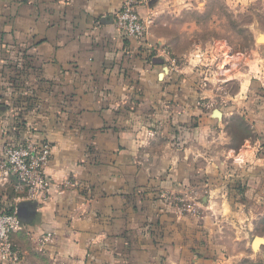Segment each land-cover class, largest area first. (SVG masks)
Masks as SVG:
<instances>
[{
	"label": "crops",
	"instance_id": "crops-1",
	"mask_svg": "<svg viewBox=\"0 0 264 264\" xmlns=\"http://www.w3.org/2000/svg\"><path fill=\"white\" fill-rule=\"evenodd\" d=\"M124 1L0 0L3 43L26 47L31 58L20 89L27 95L19 98L16 86L0 93V163L18 114L53 149L48 197L13 235H29L51 264H230L218 240L224 221L248 235L264 201V83L250 73L230 93L229 68L220 82L211 68L169 71L161 56L149 59L150 46L163 45L150 30L141 43L116 29ZM165 4L140 7L149 28ZM2 58L0 89L10 70ZM219 102L250 119L252 135L237 148L224 129L234 111L216 118L208 106ZM68 180L75 185L63 187ZM234 181L245 186L242 199L219 188ZM15 185L0 179V211L24 201ZM177 192L205 201L211 218L170 207L162 195Z\"/></svg>",
	"mask_w": 264,
	"mask_h": 264
},
{
	"label": "rangeland",
	"instance_id": "rangeland-1",
	"mask_svg": "<svg viewBox=\"0 0 264 264\" xmlns=\"http://www.w3.org/2000/svg\"><path fill=\"white\" fill-rule=\"evenodd\" d=\"M164 3H166V8L157 11L160 14L149 28L155 41L161 39L162 49L181 59L195 52L203 53V55L206 53L209 57L212 53L214 56L212 61L208 58L201 63L212 62L211 67L215 68H224L225 63H229L225 68L230 69L227 74L230 81L227 84L224 82L223 87H227L230 93L236 92L239 88V80L250 78V73L253 74V82L264 83V76H261L264 72V37L259 39L264 35V0H183L181 3L164 0ZM152 45L155 56H161V45L155 42ZM224 54L226 61L222 63L224 59L221 57ZM194 62L197 63V61ZM211 67L200 64L197 69L206 72ZM240 71L249 75H241ZM234 77L236 80L233 79ZM220 97L218 99H221ZM208 106L214 109L212 113L214 117L216 109L221 113L234 111L228 116L226 124L224 123V129L230 135L228 141L233 147H239L245 138L252 135L250 119L245 114H240L237 110L230 108L231 106L220 102L210 103ZM215 151H222V148L216 147ZM215 156L219 155L215 153ZM219 188L224 193L226 191L230 193L229 185L225 187L222 184ZM173 194L182 199L180 204L175 206L180 213L201 217L206 214L211 218L208 211L200 208L206 203L199 204L197 198L185 192ZM190 194H195V192ZM196 194L202 196L208 194V191L202 190ZM220 206L222 207L221 204ZM255 209L257 212L252 219L248 235L246 233L236 234L234 223L231 220L224 221L218 240L222 243L223 255L230 259V264H264L262 242L259 243V248L258 246L257 249L252 248V241L255 237L264 238V201L257 203ZM12 238L16 246L20 247L19 250H22L21 256L25 264H51L49 257L36 249L29 235L21 233L13 235Z\"/></svg>",
	"mask_w": 264,
	"mask_h": 264
},
{
	"label": "built area",
	"instance_id": "built-area-1",
	"mask_svg": "<svg viewBox=\"0 0 264 264\" xmlns=\"http://www.w3.org/2000/svg\"><path fill=\"white\" fill-rule=\"evenodd\" d=\"M147 1L148 0H125L123 2L113 22L116 29H118L124 37L135 39L141 43L147 42L149 26L147 20L143 18L140 12V7L147 4ZM160 54L165 60L167 69L174 73L181 71L185 66H191L193 69L199 68L200 64L201 66L211 67L212 62H207L205 64L201 62L206 61L208 58H211V61L214 59L212 53L209 57L206 53L203 55V53L200 52L192 53V55L181 59L180 57L171 55L169 51L162 49V45ZM225 56L224 54L221 57L224 59L222 63L226 61ZM181 60H183V62ZM194 61H197V63L195 62L193 65ZM228 64L225 63V67L226 65L228 66ZM225 67H211L210 75L208 76L219 78L220 80H218V82H220L221 78L219 76H221L223 71L228 69ZM261 76H264V72H262ZM208 84L209 81L207 79L204 80L203 85L206 87ZM52 151L51 143H39V141L32 136L26 138L23 143L17 146L6 144L3 147V158L0 163V179L3 181H9L11 179L16 180L15 189L23 193V200L36 202L46 201L52 188V180L46 172V167L51 160ZM61 185L63 187H68L74 186L75 183L68 180ZM162 197L168 204L174 205V207L176 204H180L182 200L178 196H174L173 193H163ZM178 207H180V205ZM23 228L24 225L18 216L17 205H14L13 210L10 212H0V263L22 264L23 258L21 252L13 242L12 236ZM51 236L52 235L48 233L41 238L40 244L42 250L50 241Z\"/></svg>",
	"mask_w": 264,
	"mask_h": 264
},
{
	"label": "trees",
	"instance_id": "trees-1",
	"mask_svg": "<svg viewBox=\"0 0 264 264\" xmlns=\"http://www.w3.org/2000/svg\"><path fill=\"white\" fill-rule=\"evenodd\" d=\"M1 36V35H0ZM3 57V64L5 62L6 68L10 69L8 73H5L2 77H4V80H2L3 83H5V87H2L0 89L1 97H3L4 93L7 90H13L16 86L18 88V97L21 98L25 94L24 91H20L22 89L21 84H25L26 82L29 81V68H30V55L28 53V49L26 47L20 46V45H5L3 43V39L0 37V57ZM155 56L154 52H151L149 54V59H152ZM163 63V62H162ZM27 86V85H26ZM7 89V90H6ZM14 93V91H13ZM0 111H1V104H0ZM16 135L11 136L13 139L8 140L6 144H11L13 146H17L20 143H23L26 138L30 137L31 135L34 134V129L28 125L27 121L22 118L19 114L16 116ZM39 143H44L48 142L46 140H40L37 138ZM51 143V142H49ZM5 144V145H6ZM231 187L230 189V199L232 198H239L242 199L243 193L245 191V186L239 182V181H234L229 184ZM154 197L156 199H160V195H158L157 190L155 189L154 191ZM142 194V193H140ZM20 204H26V209L28 211H34L37 207V202L36 201H31V200H24ZM3 208L1 209L0 212H10L13 210L14 206L12 205H7L3 204ZM170 207L174 208V205L168 204ZM20 208V205L18 206V210ZM18 216L23 224H29L31 222V219L28 218V220H24L23 218L20 217L19 213ZM195 252H198V255L200 256L201 253L199 252V249L195 250Z\"/></svg>",
	"mask_w": 264,
	"mask_h": 264
},
{
	"label": "water",
	"instance_id": "water-1",
	"mask_svg": "<svg viewBox=\"0 0 264 264\" xmlns=\"http://www.w3.org/2000/svg\"><path fill=\"white\" fill-rule=\"evenodd\" d=\"M264 37V35H262L261 36V38H259L260 40L262 39ZM155 61L156 62H159V63H162L163 61L161 60V59H155ZM163 76V74H161V77ZM214 115H216L215 117H217V118H221L222 117V113H221V111L220 110H218V109H216L215 111H214ZM204 203H205V201H203ZM28 210L26 209V204H21L20 205V208H19V210H18V213H19V215H20V217L21 218H23L24 220H28ZM257 240H261L262 241V245H264V238L263 237H255V239L252 241V248L253 249H257V248H259V246H260V244L258 245V247L256 248V245L258 244V243H256V241Z\"/></svg>",
	"mask_w": 264,
	"mask_h": 264
},
{
	"label": "bare ground",
	"instance_id": "bare-ground-1",
	"mask_svg": "<svg viewBox=\"0 0 264 264\" xmlns=\"http://www.w3.org/2000/svg\"><path fill=\"white\" fill-rule=\"evenodd\" d=\"M260 242H262V241H261V240H257V241H256V243H258V244H259ZM258 244L256 245V247L258 246Z\"/></svg>",
	"mask_w": 264,
	"mask_h": 264
}]
</instances>
